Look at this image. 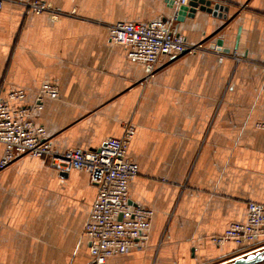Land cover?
Segmentation results:
<instances>
[{"label":"crops","instance_id":"crops-1","mask_svg":"<svg viewBox=\"0 0 264 264\" xmlns=\"http://www.w3.org/2000/svg\"><path fill=\"white\" fill-rule=\"evenodd\" d=\"M16 1L0 9V99L24 89L30 105L43 84H57L58 98H44L34 122L58 152L97 149L135 128L129 199L154 214L146 246L107 264L243 256L209 238L245 221L248 202L264 204V0H212L226 18L197 9L179 31L204 49L163 57L152 74L110 41L107 25L169 19L176 8L166 0H42L64 13L58 18ZM218 40L224 55L211 48ZM97 192L85 172L41 158L0 169V264H88L84 227Z\"/></svg>","mask_w":264,"mask_h":264},{"label":"built area","instance_id":"built-area-1","mask_svg":"<svg viewBox=\"0 0 264 264\" xmlns=\"http://www.w3.org/2000/svg\"><path fill=\"white\" fill-rule=\"evenodd\" d=\"M188 1L175 0L176 10ZM7 2L18 3L16 0H0V9ZM22 4L34 14L47 13L52 18L64 15L42 0H29ZM176 10L171 18L165 20L108 24L109 39L114 44L125 46L131 61L146 63L152 74L163 57H178L204 49L202 44L189 42L180 33ZM58 96V85L45 83L38 90L33 104L22 103L26 98L24 89H10L7 97L0 99V142L4 144L0 169L20 157L31 156L43 159L48 166L62 172H85L98 188L84 227L91 256L88 264H107L113 256L134 249L142 250L146 246L154 212L147 207L133 206L129 199V185L139 173L138 165L128 156L134 126L128 125L122 137L105 139L97 149L72 148L58 152L52 147L46 128L34 122L35 114L43 110L44 98ZM257 127L264 129V122H258ZM209 239L216 246L231 242L240 248H251L263 242L262 246L248 250L243 256L264 249V204L248 202L245 221L232 223L223 233Z\"/></svg>","mask_w":264,"mask_h":264},{"label":"water","instance_id":"water-1","mask_svg":"<svg viewBox=\"0 0 264 264\" xmlns=\"http://www.w3.org/2000/svg\"><path fill=\"white\" fill-rule=\"evenodd\" d=\"M175 0H166L170 7L175 8ZM197 9L212 14L214 17L226 18L223 11L224 5L216 3L213 5L212 0H189L186 5H181L176 10L177 20L182 22L185 17H194ZM222 40H218L216 44L211 46L212 49H217L223 52H228V49H223ZM264 262V249L238 257L226 264H262Z\"/></svg>","mask_w":264,"mask_h":264},{"label":"rangeland","instance_id":"rangeland-1","mask_svg":"<svg viewBox=\"0 0 264 264\" xmlns=\"http://www.w3.org/2000/svg\"><path fill=\"white\" fill-rule=\"evenodd\" d=\"M255 248H247L244 252H247L248 250H254Z\"/></svg>","mask_w":264,"mask_h":264},{"label":"trees","instance_id":"trees-1","mask_svg":"<svg viewBox=\"0 0 264 264\" xmlns=\"http://www.w3.org/2000/svg\"><path fill=\"white\" fill-rule=\"evenodd\" d=\"M247 248H242L240 251V253H242L243 251H245Z\"/></svg>","mask_w":264,"mask_h":264}]
</instances>
